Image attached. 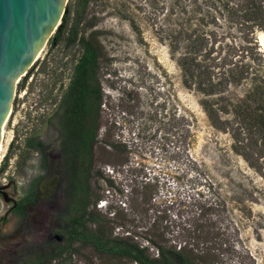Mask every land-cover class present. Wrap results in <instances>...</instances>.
Segmentation results:
<instances>
[{
	"label": "rangeland",
	"instance_id": "1",
	"mask_svg": "<svg viewBox=\"0 0 264 264\" xmlns=\"http://www.w3.org/2000/svg\"><path fill=\"white\" fill-rule=\"evenodd\" d=\"M226 1L230 9L223 7ZM67 2L71 10L74 0ZM236 3L87 0L78 25V38L98 53V173L90 179V200L105 230L131 237L151 253L152 240L204 254L203 264H264V153L257 152L264 138L255 123L243 121L250 129L235 149L229 127L217 128L205 115V96L183 84L177 57L184 43L170 49L166 37L171 30L204 33L214 70L229 62L236 63L235 72L245 69L249 74L222 92L223 103L243 107L253 84L264 83V48L257 37L262 32L264 38V31L248 33ZM80 44L47 40L15 84L3 123L0 186L22 204L11 211L12 203L0 196V264H19L41 242L59 238L49 228V216L62 202L50 118ZM38 141L42 154L32 147ZM243 141L254 143L246 147L248 160L239 153ZM66 264L133 263L85 247Z\"/></svg>",
	"mask_w": 264,
	"mask_h": 264
},
{
	"label": "trees",
	"instance_id": "2",
	"mask_svg": "<svg viewBox=\"0 0 264 264\" xmlns=\"http://www.w3.org/2000/svg\"><path fill=\"white\" fill-rule=\"evenodd\" d=\"M229 1L237 2L232 6L242 19L240 25L249 29L248 33H252L254 28L264 31V0ZM86 2L87 0H74L71 10L67 2L60 23L48 38L50 45L60 39L68 44L75 40L81 42V50L71 76L62 89L56 111L50 118L57 133L55 150L59 157L62 202L49 216V228L59 238L41 242L19 264H66L85 247L98 254L124 258L133 264H203L206 262L204 254L193 253L191 249L184 251L180 246L175 248L151 240L149 244L155 250L151 253L147 245L131 237L112 235L103 228L106 221L94 209L95 200H90L89 183L94 173H98L93 170V147L99 126L100 92L96 76V46L88 40L78 38V25L83 18ZM228 6L229 2L226 1L223 7L229 8ZM70 11L72 15L69 18ZM205 36L204 33H182L180 30H171L166 35L170 49L175 44L178 47L184 43V52L177 57L183 84L205 96L200 102L205 115L213 126L221 129L229 127L233 146L240 151L243 133L246 128L250 129L243 126V121H247V124L255 123L256 131L264 138V83L253 84L248 93L250 102H244L243 107L238 103L231 104L229 100L223 103L222 92L227 85L237 83L249 73L245 69L243 72H235V62H229L226 68L214 70L216 66L208 61L213 58L209 56ZM229 111L235 116H231L230 120L222 119L221 114ZM259 144H264V141ZM242 145L243 152L239 153L248 160L246 151L249 148L246 147L254 146V143L249 141L245 144L243 141ZM32 147L42 154L40 141ZM257 152L263 154L264 146L259 147ZM21 204L22 201L17 203V211Z\"/></svg>",
	"mask_w": 264,
	"mask_h": 264
},
{
	"label": "water",
	"instance_id": "3",
	"mask_svg": "<svg viewBox=\"0 0 264 264\" xmlns=\"http://www.w3.org/2000/svg\"><path fill=\"white\" fill-rule=\"evenodd\" d=\"M67 0H0V127L19 77L60 23ZM5 202L13 199L0 186Z\"/></svg>",
	"mask_w": 264,
	"mask_h": 264
},
{
	"label": "bare ground",
	"instance_id": "4",
	"mask_svg": "<svg viewBox=\"0 0 264 264\" xmlns=\"http://www.w3.org/2000/svg\"><path fill=\"white\" fill-rule=\"evenodd\" d=\"M263 35H262V33L261 32H259V34H258V41H259V44H260V46L262 47V48H264V38L262 37ZM40 52H41V49H39L38 51H37V53H36V55H35V58H37L38 56H39V54H40ZM21 77V76H20ZM19 77V78H20ZM5 125V124H4ZM3 124H2V126L0 127V148H1V140H2V137H3Z\"/></svg>",
	"mask_w": 264,
	"mask_h": 264
},
{
	"label": "flooded vegetation",
	"instance_id": "5",
	"mask_svg": "<svg viewBox=\"0 0 264 264\" xmlns=\"http://www.w3.org/2000/svg\"><path fill=\"white\" fill-rule=\"evenodd\" d=\"M3 190L5 191V187H3ZM8 196V195H7ZM8 203H12V206H11V211L12 210H15L16 211V209H17V204H15V203H13V199H10L9 201H8ZM15 206V207H14Z\"/></svg>",
	"mask_w": 264,
	"mask_h": 264
}]
</instances>
